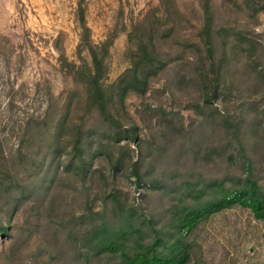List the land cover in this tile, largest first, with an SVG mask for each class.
Wrapping results in <instances>:
<instances>
[{
    "label": "rangeland",
    "instance_id": "obj_1",
    "mask_svg": "<svg viewBox=\"0 0 264 264\" xmlns=\"http://www.w3.org/2000/svg\"><path fill=\"white\" fill-rule=\"evenodd\" d=\"M80 13L108 43L113 121L88 88ZM244 156L264 178V0H0V264H119L106 229L172 233L208 174H240ZM186 238L184 264H264V219L240 203Z\"/></svg>",
    "mask_w": 264,
    "mask_h": 264
},
{
    "label": "trees",
    "instance_id": "obj_2",
    "mask_svg": "<svg viewBox=\"0 0 264 264\" xmlns=\"http://www.w3.org/2000/svg\"><path fill=\"white\" fill-rule=\"evenodd\" d=\"M79 18L82 21L80 23L81 27L83 31L85 30V33H81L80 46L86 47L90 55L88 88L90 90L94 89L91 95L96 97L97 103L101 106L99 111L106 118L113 121V115L107 106L106 91L102 83L99 82L106 71L104 57L108 51V43L106 40L100 42L91 41L89 36H87L86 31L88 27L83 21V13L79 14ZM204 34L208 43L207 50L212 53L214 44L208 24L204 26ZM229 133V139L232 140L230 141L227 159L231 162V159L234 161V155L239 153L243 148V143L239 141V134L236 129H230ZM78 142L79 140H77V146ZM242 163L244 170L240 174L229 171L221 175L215 174L210 176L208 174L206 180L203 181V185L197 188L196 191H204L205 188H208L211 193H207V197H205L206 193L199 195V198H201L200 202H195L194 200L191 203L182 205L181 209L177 212L178 214L174 218L173 216L171 217V222L175 229L172 233L167 235V232L163 231L162 226H157L155 233L148 240H144L143 242H128L130 235H137L135 229L126 231L125 227L119 226L120 228L118 230L114 229L110 235L109 229H106L105 233L108 236H103L101 239V251L117 254L120 259L119 264H184L189 259L191 251V244L188 242L186 234L198 222L206 218L208 214L237 202L249 207L255 217L264 219V178L255 175L254 165L250 157H242ZM134 164L132 173L139 182L147 171L141 172L137 170L138 164H140L139 157ZM227 164L229 165L228 162ZM193 173L196 174L195 172H191L187 176ZM151 182L155 184L152 179ZM3 230L4 227L0 225V231L3 232ZM74 251L77 252L78 250L75 248Z\"/></svg>",
    "mask_w": 264,
    "mask_h": 264
}]
</instances>
